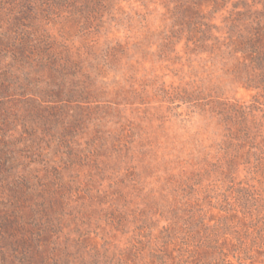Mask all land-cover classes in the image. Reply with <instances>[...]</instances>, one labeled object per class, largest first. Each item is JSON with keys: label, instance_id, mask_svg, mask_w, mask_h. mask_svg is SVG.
Listing matches in <instances>:
<instances>
[{"label": "rangeland", "instance_id": "374dc122", "mask_svg": "<svg viewBox=\"0 0 264 264\" xmlns=\"http://www.w3.org/2000/svg\"><path fill=\"white\" fill-rule=\"evenodd\" d=\"M245 1L0 0V264H264Z\"/></svg>", "mask_w": 264, "mask_h": 264}, {"label": "trees", "instance_id": "16d2710c", "mask_svg": "<svg viewBox=\"0 0 264 264\" xmlns=\"http://www.w3.org/2000/svg\"><path fill=\"white\" fill-rule=\"evenodd\" d=\"M243 7L244 10L238 12V20L243 21L244 31L229 39L235 55L242 60L240 65L254 76L256 84L253 87L264 92V0H246ZM199 31L204 34V30L199 28ZM250 81L253 82V78ZM245 129L240 127L233 137L239 139L242 146H249L244 156L250 158V161L254 158V167L260 170L264 166V145L250 144V136Z\"/></svg>", "mask_w": 264, "mask_h": 264}]
</instances>
